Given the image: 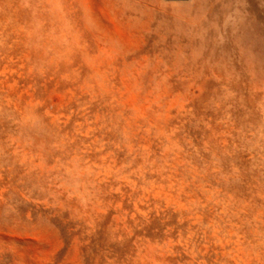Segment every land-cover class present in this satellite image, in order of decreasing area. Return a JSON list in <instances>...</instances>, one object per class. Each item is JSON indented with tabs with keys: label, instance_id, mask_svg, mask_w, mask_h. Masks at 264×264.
<instances>
[{
	"label": "rangeland",
	"instance_id": "rangeland-1",
	"mask_svg": "<svg viewBox=\"0 0 264 264\" xmlns=\"http://www.w3.org/2000/svg\"><path fill=\"white\" fill-rule=\"evenodd\" d=\"M261 3L0 0V264H264Z\"/></svg>",
	"mask_w": 264,
	"mask_h": 264
},
{
	"label": "bare ground",
	"instance_id": "bare-ground-1",
	"mask_svg": "<svg viewBox=\"0 0 264 264\" xmlns=\"http://www.w3.org/2000/svg\"><path fill=\"white\" fill-rule=\"evenodd\" d=\"M189 1V0H188ZM235 1V0H234ZM255 1V0H254ZM241 2H243V1H241ZM258 2V1H257ZM137 3V2H136ZM238 3H240V2H238ZM237 3V4H238ZM236 4V3H235ZM241 4V3H240ZM258 5H259V3H258ZM257 5V6H258ZM261 5H263L262 3H261ZM214 6V5H213ZM225 6H226V3H225ZM239 6V5H238ZM237 6V7H238ZM247 6H248V4H247ZM264 6V5H263ZM159 7V6H158ZM251 7V6H250ZM262 7V6H261ZM210 8V7H209ZM234 8V7H233ZM247 8V7H246ZM219 9V8H218ZM251 9H253V7H251ZM261 9V8H260ZM171 11V10H170ZM218 11V10H217ZM249 11V10H248ZM150 12V11H149ZM181 12V11H180ZM262 12V11H261ZM157 13H158V11H157ZM161 13H163V12H161ZM239 13V12H238ZM154 14V13H153ZM240 14H242V13H240ZM157 15H159V14H157ZM230 15H232V14H230ZM238 15V14H237ZM246 15V14H245ZM251 15H253V14H251ZM264 15V14H263ZM239 16V15H238ZM247 16V15H246ZM254 16V15H253ZM163 17V16H162ZM230 17V16H229ZM241 16H239V18H240ZM166 18V17H165ZM238 18V19H239ZM245 18V17H244ZM167 19V18H166ZM171 20V19H170ZM230 20H231V18H230ZM241 20V19H240ZM244 20V19H243ZM250 20V19H249ZM263 20H264V17H263ZM180 22V21H179ZM262 22V21H261ZM181 23V22H180ZM183 23V22H182ZM206 23V22H205ZM250 24V23H249ZM261 25V24H260ZM263 25V24H262ZM199 26V25H198ZM209 26V25H208ZM211 27H212V25H210ZM250 26V25H249ZM264 26V25H263ZM184 27V26H183ZM197 27V26H196ZM200 27V26H199ZM207 27V26H206ZM189 28V27H188ZM201 29V28H200ZM209 29V28H208ZM145 30V29H144ZM206 30V29H205ZM264 30V29H263ZM195 31H197V30H195ZM210 31V30H209ZM191 32H192V30H191ZM251 32H253V31H251ZM264 32V31H263ZM145 33V32H144ZM172 35H174V34H172ZM199 36V35H198ZM197 36V37H198ZM212 36V35H211ZM261 37H262V35H261ZM174 41V40H173ZM204 41V40H203ZM208 41V40H207ZM202 42V41H201ZM212 42V41H211ZM211 42H210V44H211ZM221 42V41H220ZM238 42V41H237ZM179 43V42H178ZM178 43H176V44H178ZM191 43V42H190ZM180 44V43H179ZM186 44H187V42H186ZM191 44H193V43H191ZM199 44H200V42H199ZM219 44V43H218ZM224 44H225V42H224ZM181 45H184V43L183 44H181ZM188 45H189V42H188ZM206 45V44H205ZM176 46V45H175ZM194 46V45H193ZM214 46V45H213ZM216 46V45H215ZM214 46V47H215ZM237 46H239V44L237 45ZM190 47V46H189ZM192 47V46H191ZM199 47V46H198ZM197 47V48H198ZM202 47V46H201ZM207 47V46H206ZM218 47H220V46H218ZM175 48V47H174ZM210 47H208V49H209ZM216 48V47H215ZM176 49H177V47H176ZM179 49V48H178ZM190 49V48H189ZM188 49V50H189ZM192 49V48H191ZM185 50H187V49H185ZM198 50H200V49H198ZM216 50V49H215ZM219 50V49H218ZM225 50V49H224ZM220 51V50H219ZM228 51V50H227ZM226 51V52H227ZM174 52V51H173ZM176 52V51H175ZM200 52H201V50H200ZM216 52V51H215ZM235 52H236V48H235ZM247 52H248V50H247ZM187 53V52H186ZM208 53V52H207ZM206 53V54H207ZM210 53H211V51H210ZM209 53V54H210ZM237 53V52H236ZM177 54H178V52H177ZM185 54V53H184ZM213 54V53H212ZM216 54V53H215ZM220 54H222V53H220ZM224 54V53H223ZM239 54V53H238ZM176 55V54H175ZM225 55V54H224ZM228 56H229V54H227ZM227 55H226V57H227ZM174 56V55H173ZM177 56V55H176ZM188 56V55H187ZM202 56H203V54H202ZM209 56V55H208ZM213 56V55H212ZM216 56V55H215ZM214 56V57H215ZM234 56V55H233ZM240 56V55H239ZM248 56H250V55H248ZM171 57H172V55H171ZM213 57V58H214ZM254 57V56H253ZM176 58V57H175ZM174 58V59H175ZM184 58V57H183ZM186 58V57H185ZM184 58V59H185ZM200 58H201V56H200ZM239 58H241V57H239ZM169 59V58H168ZM188 59H190V57L188 58ZM148 60V59H147ZM146 60V61H147ZM173 60V59H172ZM179 60V59H178ZM186 60V59H185ZM198 60V59H197ZM209 60V59H208ZM211 60V59H210ZM209 60V61H210ZM181 61V60H180ZM241 60H239V62H240ZM148 62V61H147ZM187 62V61H186ZM189 62V61H188ZM208 62V61H207ZM227 62V61H226ZM233 62H234V60H233ZM190 63V62H189ZM205 63H206V61H205ZM211 63V62H210ZM217 63V62H216ZM156 64V63H155ZM158 64V63H157ZM176 64H177V62H176ZM182 64V63H181ZM226 64V63H225ZM243 64V63H242ZM172 65V64H171ZM178 65V64H177ZM184 65H185V63H184ZM196 65V64H195ZM203 65V64H202ZM211 65H212V63H211ZM219 65V64H218ZM142 66V65H141ZM154 66H157V65H154ZM179 66V65H178ZM193 66V65H192ZM205 66V65H204ZM220 66H221V64H220ZM172 68H173V66H171ZM228 67H229V65H228ZM245 67V66H244ZM205 68V67H204ZM237 68V67H236ZM250 68V67H249ZM152 69H154V68H152ZM156 69H158V68H156ZM178 69V68H177ZM222 69V68H221ZM226 69V68H225ZM230 69V68H229ZM238 69H240V68H238ZM245 69H246V67H245ZM248 69V68H247ZM168 70V69H167ZM179 70V69H178ZM188 70H190V69H188ZM202 70V69H201ZM214 70V69H213ZM233 70V69H232ZM264 70V69H263ZM163 71V70H162ZM166 71V70H165ZM170 71V70H169ZM173 71V70H172ZM171 71V72H172ZM197 71V70H196ZM220 71H222V70H220ZM229 71H231V70H229ZM235 71V70H234ZM194 72V71H193ZM202 72V71H201ZM207 72H208V70H207ZM226 72V71H225ZM242 72H244L243 70H242ZM260 72V71H259ZM213 73V72H212ZM234 73V72H233ZM255 73H257L256 71H255ZM215 74V73H214ZM227 74V73H226ZM232 74V73H231ZM258 75V74H257Z\"/></svg>",
	"mask_w": 264,
	"mask_h": 264
},
{
	"label": "water",
	"instance_id": "water-1",
	"mask_svg": "<svg viewBox=\"0 0 264 264\" xmlns=\"http://www.w3.org/2000/svg\"><path fill=\"white\" fill-rule=\"evenodd\" d=\"M168 1L187 2L188 0H168Z\"/></svg>",
	"mask_w": 264,
	"mask_h": 264
}]
</instances>
